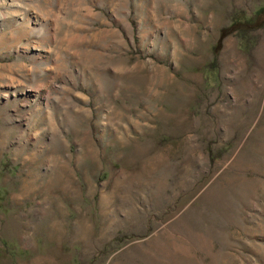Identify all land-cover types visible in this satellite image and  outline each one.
Segmentation results:
<instances>
[{
    "label": "rangeland",
    "instance_id": "rangeland-1",
    "mask_svg": "<svg viewBox=\"0 0 264 264\" xmlns=\"http://www.w3.org/2000/svg\"><path fill=\"white\" fill-rule=\"evenodd\" d=\"M0 264H264V0H0Z\"/></svg>",
    "mask_w": 264,
    "mask_h": 264
},
{
    "label": "trees",
    "instance_id": "trees-1",
    "mask_svg": "<svg viewBox=\"0 0 264 264\" xmlns=\"http://www.w3.org/2000/svg\"><path fill=\"white\" fill-rule=\"evenodd\" d=\"M252 23V21L251 20H235L234 22H233V24H231L232 26H234V27H236L237 28V26H239V25H241V29H242V26H244L243 27V30H251V29H249V28H247L246 27V25H249L250 26V24ZM231 26V27H232ZM233 28V27H232ZM232 28H231V30H232ZM235 28V29H236ZM230 29V28H229ZM236 30H238V28L236 29ZM242 31V30H241ZM226 33H228V28L226 27L225 29L223 28L222 30H221V36H224Z\"/></svg>",
    "mask_w": 264,
    "mask_h": 264
}]
</instances>
